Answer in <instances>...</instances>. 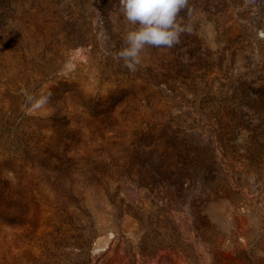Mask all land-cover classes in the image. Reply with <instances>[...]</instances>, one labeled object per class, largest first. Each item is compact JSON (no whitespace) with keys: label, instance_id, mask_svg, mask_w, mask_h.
Here are the masks:
<instances>
[{"label":"rangeland","instance_id":"374dc122","mask_svg":"<svg viewBox=\"0 0 264 264\" xmlns=\"http://www.w3.org/2000/svg\"><path fill=\"white\" fill-rule=\"evenodd\" d=\"M178 19L133 71L119 0H0V264H264V0Z\"/></svg>","mask_w":264,"mask_h":264},{"label":"clouds","instance_id":"9594fccd","mask_svg":"<svg viewBox=\"0 0 264 264\" xmlns=\"http://www.w3.org/2000/svg\"><path fill=\"white\" fill-rule=\"evenodd\" d=\"M188 4L189 0H119V12L127 29L117 55L125 66L134 71L141 63L146 47L172 48L180 43L181 34L191 31L190 25H184L178 19ZM50 96L51 93L26 95L29 114L41 111L50 115Z\"/></svg>","mask_w":264,"mask_h":264}]
</instances>
